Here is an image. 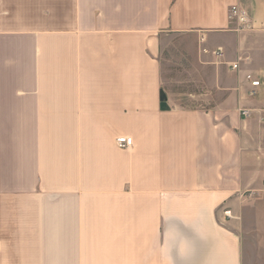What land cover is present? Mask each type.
<instances>
[{
	"label": "crops",
	"instance_id": "0c3cea01",
	"mask_svg": "<svg viewBox=\"0 0 264 264\" xmlns=\"http://www.w3.org/2000/svg\"><path fill=\"white\" fill-rule=\"evenodd\" d=\"M263 104L264 0H0V264H264Z\"/></svg>",
	"mask_w": 264,
	"mask_h": 264
},
{
	"label": "built area",
	"instance_id": "2783aa9c",
	"mask_svg": "<svg viewBox=\"0 0 264 264\" xmlns=\"http://www.w3.org/2000/svg\"><path fill=\"white\" fill-rule=\"evenodd\" d=\"M228 17L230 20H234L236 23L235 30L242 31L252 29V23L247 13L241 8L237 7V5H232L229 8ZM220 51L218 50L217 53ZM240 59L238 58L236 61L230 64V68L234 71H239ZM243 84L246 86V92L249 97H255L258 93V89L261 86V79L258 74L247 71L243 74ZM261 110L264 111V104L261 107ZM240 115L243 117H248L251 114L250 108H240ZM115 143L120 148H129L132 146V138L130 136H118L115 140ZM224 215L230 217V210H225Z\"/></svg>",
	"mask_w": 264,
	"mask_h": 264
},
{
	"label": "water",
	"instance_id": "95a60500",
	"mask_svg": "<svg viewBox=\"0 0 264 264\" xmlns=\"http://www.w3.org/2000/svg\"><path fill=\"white\" fill-rule=\"evenodd\" d=\"M159 109L160 110L167 109L166 96L162 90H159Z\"/></svg>",
	"mask_w": 264,
	"mask_h": 264
},
{
	"label": "rangeland",
	"instance_id": "374dc122",
	"mask_svg": "<svg viewBox=\"0 0 264 264\" xmlns=\"http://www.w3.org/2000/svg\"><path fill=\"white\" fill-rule=\"evenodd\" d=\"M177 55H178V57L180 56L178 53H177ZM165 56H166V53H163L161 56L162 64H163L162 68H163L164 73L168 74L167 72H168L169 62H168V59H164ZM167 56H168V54H167ZM176 66H177V63L174 62V65H173L174 69L176 68ZM177 68H179V67H177Z\"/></svg>",
	"mask_w": 264,
	"mask_h": 264
}]
</instances>
